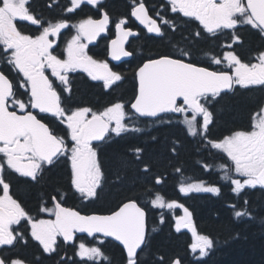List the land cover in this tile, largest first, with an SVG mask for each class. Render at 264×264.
<instances>
[{
	"label": "flooded vegetation",
	"instance_id": "af4514ba",
	"mask_svg": "<svg viewBox=\"0 0 264 264\" xmlns=\"http://www.w3.org/2000/svg\"><path fill=\"white\" fill-rule=\"evenodd\" d=\"M110 1L67 0V4L56 13L58 15L53 17L39 14L33 0H0V105L4 107L6 100L8 109V112L0 109V115L11 113L43 124L53 138L47 140V146L60 148L56 157L42 159L34 148L32 130L36 128L23 127L22 133L11 141L0 140V264H38L40 255L34 260L9 255V250L19 244L26 246L29 242L35 243L46 256L57 253L61 246H72L77 259L82 258L81 252L85 247L99 248L103 255V246L114 243L101 236L91 238L76 234L74 243L70 244L62 238L58 228L74 226V218L79 216L111 215L125 203L107 212L87 208L98 200L108 184L102 150L133 131H146L149 124L132 109L137 91L129 103L125 98L100 108L73 104L74 83L78 75L109 92L125 81L122 66L141 57L142 49L135 46L138 39L150 36L169 39L171 32L180 30L185 34V24H192L198 39L229 34L231 42L219 45L215 56L212 52L202 53L200 60H194L187 48L174 43L170 55L140 60L134 70L136 79L145 62L173 58L230 76L236 86L235 91H264V49L245 59L239 53L241 29L256 30L264 39V33L249 16L247 0H128L129 14L118 18H113L104 8ZM84 6L91 8L94 14L78 16ZM140 6L145 7L157 25L158 34L151 33L136 20L134 11ZM49 8L52 9L51 6ZM104 14L109 18L106 30L99 33L102 29H94L88 33L85 25L100 20ZM152 21L148 27L153 25ZM129 31L136 32V35H130L126 40L118 38V32L124 34ZM115 42L124 45L125 50L132 54L130 60L120 63L110 60V48ZM100 47L105 51L103 57L98 56ZM247 68L253 70L246 74ZM239 69L245 72L237 77ZM215 96L217 94H205L197 98L202 111L178 101L175 116H172L178 119L177 126L193 136L197 133L207 135L215 121L214 101L218 99ZM99 117L110 124L109 132L102 141H86L88 124ZM170 117L162 115L159 121ZM262 122L264 98L252 114L249 130H237L222 136L212 141L210 148L223 152L231 147L237 150L236 154L256 159V150L264 154V135L256 136V129ZM241 135L251 140L240 141L238 136ZM226 139H231L230 145ZM63 161L70 172L69 193L75 196L76 202L70 204L68 192L62 191L49 200L44 198L36 211L29 210L14 191L15 178L37 184L48 169ZM183 191L189 194L192 190L186 186ZM127 262L131 261L127 259Z\"/></svg>",
	"mask_w": 264,
	"mask_h": 264
},
{
	"label": "trees",
	"instance_id": "16d2710c",
	"mask_svg": "<svg viewBox=\"0 0 264 264\" xmlns=\"http://www.w3.org/2000/svg\"><path fill=\"white\" fill-rule=\"evenodd\" d=\"M33 4L39 14L55 17L67 0H33ZM104 8L113 18L130 12L128 0H111ZM77 14L84 16L94 12L84 6ZM192 26L185 24V34L180 30L171 32L169 39L154 36L138 39L135 46L142 49L143 56L122 66L125 81L109 92L78 75L72 103L94 108L125 98L129 103L137 91L134 70L140 60L170 55L174 43L187 48L194 60H200L202 53L212 52L215 56L219 45L231 42L229 34L198 39ZM240 38L242 43L238 47L243 59L264 49V39L256 30L245 27L241 29ZM98 52L99 57L105 54L102 47L98 48ZM263 98L262 90H238L221 95L214 101L215 121L202 138L184 131L177 126L178 119L171 116L161 121H150L146 131L139 129L102 150L108 184L98 200L87 208L107 212L122 202L136 201L148 211L149 238L136 264H171L176 258L182 264H264V187L254 183L236 190L230 180L220 177L219 164L225 163L223 156L210 148V143L222 136L237 130H249L252 114ZM189 181L218 185L221 192L217 196L199 194L182 197L179 187ZM13 186L31 211H36L44 198L49 200L62 191L68 192L70 204L76 202L75 196L69 193L70 172L64 161L48 169L43 180L37 184L15 178ZM158 197H162L166 204L177 202L190 209L198 233L210 239V246L200 245L208 250L205 256L192 253L190 233L176 232L169 212L151 207V201ZM162 216L165 217L164 224L159 222ZM102 250L105 261L101 264H127L125 253L117 244L107 243ZM9 253L10 256L32 260L40 255L38 264H99L77 259L72 246H61L57 253L46 256L35 243L29 242L26 246L19 244Z\"/></svg>",
	"mask_w": 264,
	"mask_h": 264
},
{
	"label": "water",
	"instance_id": "95a60500",
	"mask_svg": "<svg viewBox=\"0 0 264 264\" xmlns=\"http://www.w3.org/2000/svg\"><path fill=\"white\" fill-rule=\"evenodd\" d=\"M248 4L255 22L264 31V0H248ZM135 16L144 26L150 21L144 7H139ZM87 28H93V24L88 25ZM150 30L158 33L155 27ZM138 84V95L133 104V109L143 117L157 118L164 113L174 112L178 100H183L187 104L197 107L194 101L199 95L227 91L231 87V80L230 77L226 78L214 71L199 68L193 64L161 58L146 63L141 68ZM0 108L5 107L1 104ZM8 118V115L4 117L5 126L15 124L19 127V121L22 120V117L12 115L10 117L11 123L8 122ZM100 122L101 119L94 120L86 130L87 134H92V140H101L108 131V124L103 119L102 122L105 125ZM39 130H35L34 133L39 134ZM45 134L44 139L40 138L41 141L46 140L48 135ZM35 144L38 153L43 158L48 157L45 150L39 149L37 142ZM257 178L264 185V169ZM147 219V212L138 203L129 201L110 216L75 217L74 226L59 227V230L68 242L73 239V231L90 237L94 235L104 236L121 245L129 258H135L146 241ZM187 220H189L188 215L179 222L184 223ZM70 221L71 218L68 222ZM173 264H181V262L177 259Z\"/></svg>",
	"mask_w": 264,
	"mask_h": 264
},
{
	"label": "rangeland",
	"instance_id": "374dc122",
	"mask_svg": "<svg viewBox=\"0 0 264 264\" xmlns=\"http://www.w3.org/2000/svg\"><path fill=\"white\" fill-rule=\"evenodd\" d=\"M263 60H264V58H263ZM256 68H259L258 65H256ZM262 68H264V67H262ZM252 70H253L252 68H247L246 69V74L251 72ZM244 72H245L244 69L237 70V73H236L237 77L241 76ZM259 135H264V123L263 122L256 129V136H259ZM238 138H239L240 141L251 140V139L248 138V136H244V135L238 136ZM251 145H247V146H251ZM238 167L241 168V166H239V165H238ZM239 168L238 169H231V171H230L231 174H235L234 179H235L236 183H238L240 181L242 184L251 185L252 181L247 178L248 176H246V179L241 180V175L240 174H243V175H249L251 173L254 174L255 172H251V169L255 168V165H250L247 168V170H243V169H239ZM196 190H199V189H197V187H196ZM154 205L156 207L159 206L162 209H164L166 207V204L163 201H158ZM169 208H171V212H170L171 213V217H174L175 215H177L176 214L177 213V209H179L180 207L178 208L176 205H174L172 203ZM180 210H181L180 211V213H181L182 209L180 208ZM162 221H163V218L160 219V222H162ZM81 255L84 256V258L94 259V260H98V261L102 259V255L99 252V248H97V250H93L91 248L85 247V249L81 252ZM130 264H132V263H130Z\"/></svg>",
	"mask_w": 264,
	"mask_h": 264
}]
</instances>
